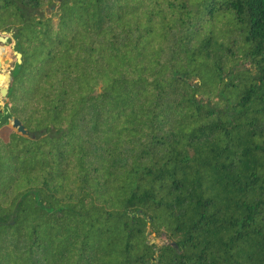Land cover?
<instances>
[{
	"label": "trees",
	"instance_id": "16d2710c",
	"mask_svg": "<svg viewBox=\"0 0 264 264\" xmlns=\"http://www.w3.org/2000/svg\"><path fill=\"white\" fill-rule=\"evenodd\" d=\"M0 32V264H264V0H0Z\"/></svg>",
	"mask_w": 264,
	"mask_h": 264
},
{
	"label": "water",
	"instance_id": "95a60500",
	"mask_svg": "<svg viewBox=\"0 0 264 264\" xmlns=\"http://www.w3.org/2000/svg\"><path fill=\"white\" fill-rule=\"evenodd\" d=\"M11 33H6L3 32L2 35L0 36V54L7 55V43L11 41ZM14 55L16 56V59L18 61V64L22 63V55L19 54L18 52H14ZM0 67L3 70H6L5 74L3 75L1 81H0V105L1 102H5L6 99L8 98L11 86L14 81V77L12 75V72L14 70V65H12L11 60H4L0 61ZM11 127L12 129L19 135L25 137V138H30L34 139L35 136L29 133L26 128L21 124V122L15 118H12L10 120Z\"/></svg>",
	"mask_w": 264,
	"mask_h": 264
},
{
	"label": "rangeland",
	"instance_id": "374dc122",
	"mask_svg": "<svg viewBox=\"0 0 264 264\" xmlns=\"http://www.w3.org/2000/svg\"><path fill=\"white\" fill-rule=\"evenodd\" d=\"M52 10L49 9L48 7L44 8L43 10H41V14L42 15H45V16H49L51 15V12ZM1 32H0V36H1ZM7 46H8V49H7V55L4 56V54H0V61H4L6 59L8 60H11L12 62V65L16 64L17 59H16V56L14 55V51H15V46H16V42L15 40L13 39V35L11 36V41H9L7 43ZM6 70H3L1 67H0V81L3 77V75L5 74ZM8 101V99H6L5 102H1V105H0V111H4L5 110V105H6V102ZM10 128L12 129L11 127V123H10Z\"/></svg>",
	"mask_w": 264,
	"mask_h": 264
}]
</instances>
